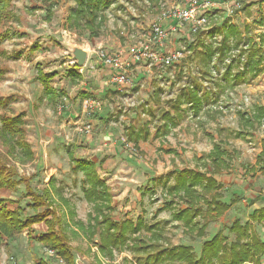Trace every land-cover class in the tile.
I'll return each mask as SVG.
<instances>
[{
	"label": "rangeland",
	"instance_id": "374dc122",
	"mask_svg": "<svg viewBox=\"0 0 264 264\" xmlns=\"http://www.w3.org/2000/svg\"><path fill=\"white\" fill-rule=\"evenodd\" d=\"M111 2L102 35L91 39L81 30L71 29L66 20L74 9L72 0L13 1L12 18L0 22V32L10 30L12 33L0 43V53L3 51L0 54V115H24L25 139L31 145L33 158L6 154L9 166L26 178L34 177L32 189L49 193L51 207L58 219L59 226L55 225V228H61L75 255L76 264H140V257L125 248L114 250L109 260L92 244L87 228L92 224L91 217L95 213L81 193L83 176L69 169L68 150L78 158L95 163L99 177L106 182L113 197L114 220L134 221L143 217L148 223L159 222L164 235V241L160 243L190 246L199 254L205 240L219 231L227 235L226 228L234 219L244 223L252 209L264 205L263 164L256 167L252 176L244 172L264 152V127L254 126L250 130L242 126L240 120L241 113L251 117L255 107H264V70L247 83L233 88L228 87L223 79L230 63L231 79L243 69L244 58L239 60L238 56L241 49H247V45L254 43L261 44L264 50L261 41L264 39V0H236L239 8L231 16L222 8L215 11L216 15H206L207 22L198 28L212 49L220 44L223 24L235 25L240 37L237 46L236 39L229 44L223 60H217L215 55L209 63L187 50L195 35L186 25L180 27L176 24V30L168 31L165 38L156 39L157 42L153 39L152 27L161 24L168 30L172 23L164 22L161 16L171 8L181 6L182 0ZM49 8L54 15L46 20ZM154 43L163 45L157 49L152 47L157 46ZM146 45L152 51L162 49L164 54L180 51L182 58L169 66L143 60L126 69L127 83H115L110 78L107 87H110L108 90L112 95L109 97L104 99L96 93L89 94L90 98H75L85 86L81 83L89 84L94 90L96 84L90 77H100L99 73L106 72L104 67L98 66L102 56L127 58L131 49L142 50ZM71 47L82 48L88 54L84 67L77 71L85 78L74 85L66 76L68 67L74 64L70 57ZM36 65L45 72L57 73L53 84L66 89L65 105L54 106L40 97L41 92L34 93L41 91L39 83H32ZM189 87L198 89L202 101L198 116H194L187 107L179 112L180 121L175 127L165 135L154 137L153 132L158 125L156 116L148 125L146 141L133 144L122 139L123 129L130 125L136 113H141L142 105L155 109L156 115L159 114L157 106L161 111H168L176 96ZM156 89L162 91L158 100L153 96ZM140 119L139 123H144L146 115H141ZM161 125L159 122V127ZM239 131L252 134L234 138L233 134ZM215 143H220L230 155L229 168L214 176L222 185L218 193H221L223 202L234 200L235 205L217 219L207 215L197 217L196 230L207 224L202 237L198 238L187 235L180 222H173L170 210L163 208L157 211L171 200L174 210L186 206V203L165 193L164 177L180 169L204 171L203 165L209 163L208 159L199 158L208 154ZM0 152L5 153L1 143ZM208 170L211 171L210 168ZM167 183L172 184L173 181ZM26 193L24 185H20L12 198L19 200L30 214L26 207L30 198ZM206 194L208 198L209 194ZM0 195L8 197L9 192L3 191ZM197 203H201L205 211L206 205L202 200ZM46 229L43 222L32 225L37 235ZM255 232L264 241V227L256 228ZM98 234L96 228L95 240ZM26 235L27 231H23L0 244V264H33L38 248L36 245L32 250L28 248ZM233 237L229 235L230 240ZM131 245L130 240L128 246ZM53 264L63 263L56 261Z\"/></svg>",
	"mask_w": 264,
	"mask_h": 264
},
{
	"label": "trees",
	"instance_id": "16d2710c",
	"mask_svg": "<svg viewBox=\"0 0 264 264\" xmlns=\"http://www.w3.org/2000/svg\"><path fill=\"white\" fill-rule=\"evenodd\" d=\"M14 0H0V22L4 23L12 18L11 7ZM74 9L66 18L71 29L81 30L86 33L88 38H98L102 35L105 24L107 22V9L111 6V0H72ZM245 9V8H244ZM217 12L214 14L216 15ZM54 12L51 8L46 11V20H50ZM210 14L209 16H214ZM222 39L216 49L206 43L202 38L203 32L199 29L194 33L195 40L188 44L187 50L194 53L197 57H202L207 63L212 61L216 56L217 60H223L226 52L229 51V44L236 39L235 46L239 44V36L235 25H224ZM189 32H191L189 30ZM10 30L0 32V43L7 39ZM193 33V32H191ZM262 44L264 39H261ZM259 45L251 43L247 45V49H241L239 60L244 58L243 69L238 71L232 79L230 78V63L223 79L228 87L233 88L241 83H247L250 79L263 72L264 50ZM153 48H156L157 46ZM36 49V46L33 47ZM160 52V51H159ZM164 52V51H163ZM161 53V56L166 54ZM1 51L0 54H2ZM148 61V60H147ZM205 62V63H206ZM154 64H159L153 62ZM233 63V61H232ZM137 63L131 62L130 66ZM160 65V64H159ZM97 66V64H96ZM100 67H105L110 71V77L115 71L99 63ZM155 66V65H154ZM34 81L41 85V96L44 101L54 106L65 105L67 91L64 87H56L53 84L56 72H45L41 67L35 66ZM79 68L72 64L67 69L66 76L71 83H78L81 80V75L77 72ZM161 90L156 89L153 96L156 100L159 99ZM112 95V91H105L103 98ZM87 97L86 92H78L76 97ZM202 101L198 96V89L189 87L186 92L176 96L169 110L161 111V107L157 106L159 114H155L153 108H146V104L141 106V113H136L134 120L130 125L125 127L122 132V139L127 142L136 144L139 141H146L149 136L150 122L157 118V124L154 137L157 135H165L168 131L175 127L180 121V111L188 109L192 110L194 116H198L202 109ZM65 108V107H64ZM240 114V113H239ZM146 115L144 123H139L140 116ZM109 117V116H108ZM106 119V118H105ZM108 119V118H107ZM242 126L250 130L257 127H264V107H255L252 111V116L240 114ZM159 122L162 125L159 127ZM26 122L23 114L0 115V143L5 149V153L0 152V193L3 191L9 192L8 197L0 195V244L5 240H10L16 235L27 231L26 239L28 248L32 250L35 245L37 251L33 264H53V262L62 261L63 264H76L75 255L71 248L67 245L66 238L61 232V228H55L58 225V219L55 217V212L52 209L51 198L47 191L37 192L32 189L31 181L33 178H26L19 174L12 166H9V160L6 154L20 155L21 157L32 159L33 153L31 145L25 139ZM252 133L236 132L234 138H244ZM67 156L70 162L69 169L72 173H81L83 179L81 181V193L86 203L91 205L94 216L91 217L92 224L88 226V237L98 251L107 259H112L113 251H122L129 248L130 251L139 255L140 264H264V241H261L257 236L255 229L264 227V205L256 207L247 215L244 223L239 219H234L226 228L227 235L219 231L210 239L205 240L201 244L199 254L190 246L162 244L164 241L163 231L160 223H148L143 217H137L134 221L122 220L116 221L113 219L114 212L113 197L106 182L99 177L95 163L90 160L78 158L73 152L67 151ZM202 157V156H201ZM208 159V164L203 165L204 171L194 169L175 170L164 177L165 183L163 188L165 193L171 198H177L181 202L186 203V206L179 210L173 209L174 202L169 201L164 207L158 209H168L171 211V220L180 222L186 228V234L190 236L202 237L207 224H202L196 230V218L199 216H210L212 218H220L228 211L235 201L229 203L223 202L221 193H218L222 185L215 175H218L222 169H228L230 163L229 153L221 147L220 143H215L211 151L200 159ZM263 164L261 169H264V152L256 160L254 165H249L245 169V173L252 176L255 174V169ZM208 168L211 169L208 170ZM172 180V184L167 182ZM20 185H24L30 202L26 205L30 209V214L25 211L19 200L12 198ZM61 188V187H60ZM59 188V190H61ZM57 190V189H56ZM209 197L207 198V194ZM59 195L58 191H55ZM61 199V198H60ZM206 205L205 211L202 210L201 201ZM164 208V209H163ZM90 219V218H89ZM46 224V231L38 235L32 230V225L39 223ZM79 227L83 229V225L79 223ZM98 228V236L94 239L95 229ZM142 234V237L140 236ZM229 235H233V239H229ZM147 236V237H146ZM131 243V246L128 244Z\"/></svg>",
	"mask_w": 264,
	"mask_h": 264
},
{
	"label": "built area",
	"instance_id": "2783aa9c",
	"mask_svg": "<svg viewBox=\"0 0 264 264\" xmlns=\"http://www.w3.org/2000/svg\"><path fill=\"white\" fill-rule=\"evenodd\" d=\"M218 8H222L231 16L234 11L238 10L239 4L236 0H182L181 6L173 7L169 11L162 14L161 19L164 22H171L172 25L168 30H165L161 24L152 27L153 39L161 40L168 36V31L176 30V24L179 26H188L191 32L195 33L198 27L203 26L207 22L206 15L215 13ZM173 21H176L173 23ZM178 26V27H179ZM177 27V28H178ZM157 42V40H156ZM161 47L163 43H154ZM146 45L142 50L131 49L127 58L119 55H105L102 56L101 62L115 71L112 75V82L124 84L127 83L125 76L126 69L131 65V62L140 63L143 60H148L150 63L157 62L160 65L169 66L182 58L180 51H171L165 56H161L159 51H152Z\"/></svg>",
	"mask_w": 264,
	"mask_h": 264
},
{
	"label": "crops",
	"instance_id": "0c3cea01",
	"mask_svg": "<svg viewBox=\"0 0 264 264\" xmlns=\"http://www.w3.org/2000/svg\"><path fill=\"white\" fill-rule=\"evenodd\" d=\"M160 52L162 53V49L160 50ZM105 69H106V72L105 73L103 72L101 74L100 73L98 74V75H100V77H90V78L93 79V82L96 84V86H95L96 91H95V89L93 90L92 89V86H90L89 84H87V83H81L80 85H82V84H83V86L85 85L84 87H81L80 86L82 88L81 89V92H86V93L91 94V95H94V94L97 93L99 96H103V94L105 93V91H107L110 88V87H107V84H108V82L110 81V78H111V77H109L111 72L108 71V73H107V70L108 69L107 68H105ZM84 78L85 77H81V79H84ZM32 79L34 80V77H32ZM32 83H35V82L32 81ZM36 84L34 86H36ZM40 92H41L40 90H37L34 93L39 94ZM75 98H76V96H75ZM70 112H71V110H69V113ZM69 117L72 118L71 113H70ZM139 200H141V198H139Z\"/></svg>",
	"mask_w": 264,
	"mask_h": 264
},
{
	"label": "water",
	"instance_id": "95a60500",
	"mask_svg": "<svg viewBox=\"0 0 264 264\" xmlns=\"http://www.w3.org/2000/svg\"><path fill=\"white\" fill-rule=\"evenodd\" d=\"M70 57L73 60L77 68H83L87 59V52L79 47H71L69 49Z\"/></svg>",
	"mask_w": 264,
	"mask_h": 264
}]
</instances>
